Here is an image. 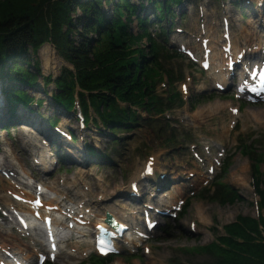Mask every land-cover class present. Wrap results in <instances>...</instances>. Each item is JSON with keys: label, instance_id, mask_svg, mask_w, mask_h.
I'll list each match as a JSON object with an SVG mask.
<instances>
[{"label": "rangeland", "instance_id": "374dc122", "mask_svg": "<svg viewBox=\"0 0 264 264\" xmlns=\"http://www.w3.org/2000/svg\"><path fill=\"white\" fill-rule=\"evenodd\" d=\"M260 1L183 0L175 7L174 22L163 21L167 34L170 35L167 48L174 52L170 56L161 58L159 62L165 68L171 67L172 71L177 73L176 76L180 72H185L188 75L186 80L168 85L170 91L172 89L177 92L182 91L186 104L173 109L171 112H166L167 117L152 116L148 112L140 110L145 119L134 126L130 132L119 131L115 135H110V131L106 129L103 136L98 132L94 123H91L87 131L84 130L88 135L85 142L91 143L96 152L104 153L111 161L92 156L83 146V138H81L72 144L64 141L63 147H59L58 143H55L51 150L45 152V154L50 155L49 160L53 161L50 169L43 171L44 168H35L32 165V152H34L35 147H32L31 143L24 147L23 142L29 140L28 134H33L32 137L36 141V131L24 125L14 127L11 130L7 129L6 132L0 130V167L9 170L16 169L11 157L6 155V150H10L18 158L17 162L23 164L22 166L29 171L31 176L33 173L34 177L42 179V182L46 184L56 182L61 187L65 183L68 185L75 184L76 189L85 192L81 197L84 205L88 204L93 207L96 204L95 201L101 199L105 206L115 207L116 211L119 210L126 216L129 210L133 208L137 213L135 214L137 221L135 218L132 221L141 225H143L144 220L139 210L144 203H148L147 197L153 198L157 204L167 206H171V203L176 201L177 204L180 200L184 201L182 211L185 207H187L185 208L187 211L185 215L182 214L181 219L171 221L165 218L163 224H168L166 229L161 228L163 226L161 223L149 239L138 242V246L141 245L139 248L136 245L123 248L121 254L115 256L113 264L207 263L210 260L208 253H188V250L184 249L218 241V235L225 234V228L237 222L239 215L257 218L264 236V205H261L259 195L256 192L251 170L252 162L238 148L239 145L242 146L244 139L247 143L258 139L260 141L256 145L258 147L263 145L264 147V102L248 104L232 94L230 88L226 92L219 91L211 72L202 70L199 63L190 59L179 49L181 43L187 44L186 47L188 48H193L195 44L199 45L205 32L216 36L217 39H222V19L224 16L229 17L233 22L232 30L239 40H243L246 33L250 31H256L264 36V7L259 5ZM132 2L139 5L143 4L139 14L141 17L149 15L151 32L157 34L158 26L150 25V21L153 22L155 19V10L152 4L147 0H132ZM107 9L111 11L110 8ZM182 12L186 15L181 20L179 15ZM79 13L77 11L76 15ZM131 28L134 33L138 30L135 17ZM239 32L241 35L238 34ZM156 37L158 42L164 43L162 37ZM143 43H147V40L144 39ZM144 48L146 52L149 49L147 46ZM47 49L49 50L48 64H46ZM176 51L180 52L182 57L174 58ZM262 51V55H264V49ZM256 53L258 54L260 51L258 50ZM29 54L36 61V65L43 73L42 75L45 76L50 73L54 76L59 75L63 66L68 64L50 42L45 43L37 52L30 50ZM170 58H172L171 61H169ZM28 69L36 72L33 67ZM39 76L41 77V75ZM185 84L187 85V92L185 89L183 91ZM2 87L0 80V123L3 121V117L7 116V104L2 93ZM53 87L54 84L46 87L45 89L49 93H44L42 91L44 88L42 78L39 79L36 87H23L34 97H39L44 101L37 108L39 114H30V117L39 121L37 123L43 130L51 134L55 131L50 128L48 119L51 120L54 116L58 117L61 125L72 131H77V135L83 134L80 132L81 128L76 121L75 114H68L52 101L50 92L54 91ZM166 90L167 87L164 84L160 85L159 83L158 90L156 85V91L159 94ZM196 101L200 102L195 103ZM229 104L232 106L239 105L240 112L233 115ZM20 114L18 113V115ZM0 128L2 127L0 126ZM29 130H32L33 133ZM113 139H120L121 142L118 140L117 143H114ZM206 145L208 146L206 147ZM194 153H199L200 157L196 158ZM210 154H224V157L220 158L222 164L224 165L226 162L230 164L225 174H221L222 164L217 166L214 174L208 173L209 164H215ZM150 156L154 157L156 162V172L153 176H149L140 182L141 188H147L149 192L141 199L142 202L131 201L128 199V194L131 193V180L135 172L143 168L144 162ZM11 171L15 173L14 170ZM162 174H166V176L161 178L160 175ZM217 179L220 182L231 183L239 191L242 198L235 203L222 205L219 202H212L210 199H202L198 196L204 187L213 186ZM85 183H87L86 186ZM160 183L162 185H159ZM158 185L159 190H157ZM91 189L92 191H90ZM7 190L13 191L11 183L5 179H0V206L6 210L9 208L6 205L7 199L13 203L16 201L10 193L8 195ZM153 194H156V197H152ZM162 194L164 199H162ZM73 197V200L77 199L75 194ZM130 201L132 205L128 204ZM97 207H99V217H101L104 212L103 206ZM158 207L161 206L158 205ZM178 215L180 216V213ZM0 223L3 222L0 220ZM10 223L13 222H8V224ZM192 224L195 227H192ZM4 226L15 227L16 225L4 224ZM90 227L95 230L93 226L90 225ZM162 230L165 234H162ZM88 234L85 237L86 242H83V246L80 245L81 247L79 246L77 249L88 248L90 243L94 245L91 231ZM25 239L31 243V238ZM73 243V239L65 242L63 244L64 250L68 251L71 247L73 252V249H76L75 243ZM37 247L40 248V245ZM146 247L150 248L149 252H146ZM93 253H95L94 249L84 258H73L70 261L72 264H80L81 262V264H86ZM60 263L64 264L61 260L57 264ZM46 264L51 263L47 262Z\"/></svg>", "mask_w": 264, "mask_h": 264}, {"label": "trees", "instance_id": "16d2710c", "mask_svg": "<svg viewBox=\"0 0 264 264\" xmlns=\"http://www.w3.org/2000/svg\"><path fill=\"white\" fill-rule=\"evenodd\" d=\"M147 1L155 10L151 25L158 26L157 34L149 30V15L139 14L143 4L132 0H0V80L8 115V120L0 126L8 128L16 124L20 105L28 107L35 102L38 107L42 105V99L35 100L23 88L36 87L40 78L44 93L48 94L45 88L54 84L52 101L58 108L72 114L78 98L87 127L94 123L101 132L103 124L110 135L133 130L145 119L140 109L151 115L162 114L175 102L182 101L180 93L173 89L169 98H163L156 92V85L166 77L169 84L177 80L172 68H165L159 60L173 54L167 48L163 21L175 17V7L183 0ZM134 17L138 27L135 33L131 28ZM156 36L162 37L164 43L158 42ZM48 42L68 63L57 77L52 73L42 75L29 54L30 50L37 52ZM145 46L149 48L147 52ZM31 67L36 72L28 69ZM57 120V116L51 118L53 123ZM241 152L251 159L256 192L264 205V149L245 142ZM229 166L226 162L223 174ZM215 185L212 194L207 189L206 195L198 196L222 205L242 198L231 183L217 180ZM185 208L179 219L185 215ZM225 230V234L218 235V241L184 250L208 253L210 260L204 264H264V236L257 218L239 215L238 221ZM110 262V258L92 256L86 264Z\"/></svg>", "mask_w": 264, "mask_h": 264}, {"label": "bare ground", "instance_id": "6f19581e", "mask_svg": "<svg viewBox=\"0 0 264 264\" xmlns=\"http://www.w3.org/2000/svg\"><path fill=\"white\" fill-rule=\"evenodd\" d=\"M258 1H260V0H258ZM261 6L264 7V4H262ZM232 26H233V22L231 21L229 28H230V31H232L231 38H232V43H233V51L235 54H237V52H239V51L246 50L245 61H248L247 59H248L249 48L252 47L254 49V47H255L256 48L255 50H260L261 54L259 56L260 57L264 56V55H262L263 54L262 50L264 49V36H262L261 34H259L256 31H250L249 33H246L245 38H243V36L241 37V39L243 38V40H239V38H237L235 36L236 33L235 34L233 33ZM263 30H264V28H263ZM240 33L241 32H239L238 34H240ZM203 36H207V37L211 38V42L209 43V47H208L211 50V55H210L211 66H210L208 71L211 72L212 78L215 80V83L217 81L228 82L229 77L227 76V74L229 75L231 73L227 69L224 68L226 59L224 58L223 52H222V45L225 42H223V39H217L216 36H214L210 33H207V32H205L203 34ZM201 42L199 45L195 44L193 46V48L195 49V52H199V55L202 56L201 59L203 60L204 49L202 48ZM48 52H49V50L47 49V51H46V54H47L46 64H48ZM254 52H256V51H254ZM250 53L253 54V52H250ZM262 59H264V58H262ZM217 69H218V71H216ZM229 105H227V106H229ZM230 106H232V105H230ZM24 125H21V126H24ZM25 126H28V128L36 131V128L35 127L33 128V126L31 127V125H25ZM38 126H40V125H38ZM38 130H39V128H38ZM29 131L31 133H33L32 130H29ZM32 136L33 135L28 134L29 140L23 142L24 147H25V145H30V143L33 146L38 145L36 142H34ZM58 144L60 145V147L61 146L63 147V144L61 141H58ZM8 156L11 157L13 164L16 166V169H11V170H15L16 175L9 179V183H11L12 189L14 188V190H13L14 193L12 192L11 195L16 194V195L20 196L22 194L21 191H23L27 195L28 198L34 197V192H32L33 188H31L32 186H29L31 184V180L33 177L22 166L23 164L21 165V163L17 162L16 157L13 155V153H8ZM36 157L39 158V156H36ZM5 158H6V156L4 157V159ZM147 161L148 160L145 161L144 167L142 169H140L138 171L136 170L137 172H135V174L132 178V181L130 183L131 186H132L133 182H141L143 179L147 178V176L144 175ZM52 164H53V161H50L48 159L47 154H42L41 165L44 166V169L49 170L50 166ZM155 170H156V162H155ZM1 171H3V168H0V172ZM6 171H8V170H6ZM80 176H82V175L80 174ZM14 180H16V181H14ZM73 180H74V178H73ZM17 183L22 184V187L18 188ZM26 183H27V185H25ZM39 183L44 188V193H45L44 196H45L47 204L49 205V206H45V209H46V207H49L51 209L56 207L57 214H55L54 211H52V213H51L55 217L54 228H56L57 232H59V233L65 232V234H63L61 236V241H60L61 245H60V249L57 253V259L59 261L61 260L64 264H72L70 260L73 258L82 259L93 248L92 245L90 244V246L88 248H85L82 251H78V249H77V247H79L80 244H83V242L85 241L84 240L85 237L89 235L88 233L85 232L86 231L85 229H88L89 223L92 220V218L98 215V212H97L98 208H95L96 206H103L105 208L104 214H101V217H99L97 222H96L97 226H99V227L100 226H106V227L108 226L106 223V215H107L106 213L107 212L113 214V216L115 218L120 219L121 221L127 220L126 217L121 218L118 216L121 214L123 216L124 213L119 212V210L116 211L117 209L115 210L114 209L115 207L112 208V207L107 206V205L105 206L104 203L102 202L103 200L95 201L96 204L94 207H91L87 204V205H83V208H82L81 207L82 199H80L78 201H74L73 195L74 194L81 195L84 191L83 190L81 191L80 189H76L77 186L75 184H69L68 185L67 183H65V184H62V187H61L60 185H57L56 182H53L50 184H45L43 182H39ZM86 184L87 183H85L84 185H86ZM38 187H39V185L37 186V184H36L34 191ZM143 190H144L143 192H145V193L149 192L147 190V188H144ZM7 193H8V190H7ZM8 195H9V193H8ZM155 196H156V194L154 195V197ZM176 202H174V203H176ZM6 204L11 209L20 210L25 215H36V212H37V210L33 209L29 204H25L22 202H18L16 204H14L13 202H11L10 200L7 199ZM128 204L132 205V202L130 201ZM129 212L133 213V211H129ZM44 216L45 215H42V217H44ZM73 222H76V223L79 222V223H82L84 225L83 226L78 225L77 227H72V226L70 227L69 225L72 224ZM33 233H34V231L21 230L17 226L7 227V226H4L3 223H0V261H3L4 258L8 257L11 261H18V262L20 261L24 264H35L36 263L35 258L39 254H42V251L44 249L45 244H44V240L41 239V235L39 232H36L35 235ZM23 235H34V236H30L31 240H36L33 242L35 244H37V246H38V244H40L41 248L33 247V245H29L26 242V240L23 238ZM65 238H69L68 241L73 238V241L75 243L74 247L76 248V252H72L71 247H69L68 251L64 250V247L62 245L67 240ZM126 240L128 241V243H134L137 241V239L133 235V232H131L130 239H126ZM5 248L9 250V252H10L9 255H6V253L3 252L2 249H5ZM16 257H19L20 259L16 260L15 259ZM8 264H12V262H9Z\"/></svg>", "mask_w": 264, "mask_h": 264}]
</instances>
